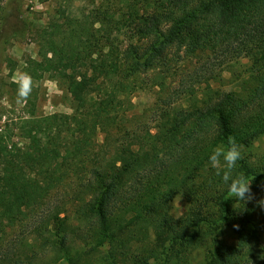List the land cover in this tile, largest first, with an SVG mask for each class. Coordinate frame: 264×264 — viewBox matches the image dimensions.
Instances as JSON below:
<instances>
[{"label":"trees","instance_id":"16d2710c","mask_svg":"<svg viewBox=\"0 0 264 264\" xmlns=\"http://www.w3.org/2000/svg\"><path fill=\"white\" fill-rule=\"evenodd\" d=\"M65 19L34 63L72 112L22 120L28 145L0 136V264H264V209L203 175L233 137L236 169L264 185V0H104ZM187 59L200 64L155 124H132L127 100L148 73ZM226 70L237 86L215 87Z\"/></svg>","mask_w":264,"mask_h":264},{"label":"rangeland","instance_id":"374dc122","mask_svg":"<svg viewBox=\"0 0 264 264\" xmlns=\"http://www.w3.org/2000/svg\"><path fill=\"white\" fill-rule=\"evenodd\" d=\"M104 0H4L0 9V136L9 139V144L17 146L28 145V139L21 134V122L31 115L43 116L53 113H71L72 100L64 84L50 74H44L36 69L35 63L42 60L39 54L41 34L50 22L59 19L65 22L66 16L83 17L88 15L94 6ZM65 15H61L62 12ZM123 37L121 36V39ZM124 39V38H123ZM199 59H190L174 63L169 61L150 71L147 83L134 92L127 100L128 116L134 122L155 124V118L162 107V100L181 87L191 75ZM27 73L31 77V94L24 100L17 97V84L14 82L19 73ZM164 80L161 86L158 82ZM233 73L226 70L222 81H212L215 87L232 89L237 86ZM105 137L99 134L100 142ZM256 149L264 152V136L256 142ZM223 167V162L221 163ZM240 173L234 169L233 174ZM205 176H220L216 174L209 160L203 168ZM222 177V176H221ZM197 183L191 186L196 188ZM190 188V189H192ZM255 195L253 201L264 199V185H252ZM186 210L182 197L173 202L172 212L176 216ZM262 225L261 240L264 244V214L259 216ZM233 238L230 237V241ZM197 261L204 259L202 252L194 257ZM58 264H68L62 260Z\"/></svg>","mask_w":264,"mask_h":264},{"label":"clouds","instance_id":"9594fccd","mask_svg":"<svg viewBox=\"0 0 264 264\" xmlns=\"http://www.w3.org/2000/svg\"><path fill=\"white\" fill-rule=\"evenodd\" d=\"M14 82L17 84V97L20 100L26 99L31 94L32 81L27 73H19ZM242 158L240 146L233 137H229L227 146L221 144L214 148L209 156V164L216 169V174L222 176V180L228 185L229 198H234L236 202L242 201L244 204L254 200L252 192V182L241 172L233 174L237 162ZM223 162V167L221 163ZM261 209H264V199L256 201ZM238 227V226H237Z\"/></svg>","mask_w":264,"mask_h":264}]
</instances>
